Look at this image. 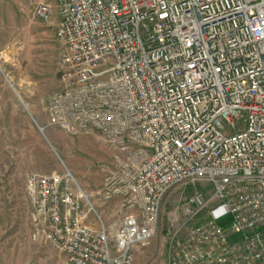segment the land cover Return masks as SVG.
<instances>
[{
    "label": "built area",
    "instance_id": "1",
    "mask_svg": "<svg viewBox=\"0 0 264 264\" xmlns=\"http://www.w3.org/2000/svg\"><path fill=\"white\" fill-rule=\"evenodd\" d=\"M57 3L64 84L48 123L109 141L99 196L120 220L94 228L64 176L30 173L36 233L66 264H134L177 190L165 264H264V0Z\"/></svg>",
    "mask_w": 264,
    "mask_h": 264
},
{
    "label": "rangeland",
    "instance_id": "2",
    "mask_svg": "<svg viewBox=\"0 0 264 264\" xmlns=\"http://www.w3.org/2000/svg\"><path fill=\"white\" fill-rule=\"evenodd\" d=\"M39 2L51 5L48 20L34 15ZM59 20L57 0H0V264H66L65 254L36 233L30 173L69 178L94 228L107 226L113 235L120 220L117 202L99 196L113 160L109 141L99 132L73 135L48 123L49 97L64 84ZM186 199L177 190L166 195L160 231L138 248L134 264H165L166 234Z\"/></svg>",
    "mask_w": 264,
    "mask_h": 264
},
{
    "label": "bare ground",
    "instance_id": "3",
    "mask_svg": "<svg viewBox=\"0 0 264 264\" xmlns=\"http://www.w3.org/2000/svg\"><path fill=\"white\" fill-rule=\"evenodd\" d=\"M66 176V175H65ZM67 177V176H66ZM69 180V178H67Z\"/></svg>",
    "mask_w": 264,
    "mask_h": 264
},
{
    "label": "clouds",
    "instance_id": "4",
    "mask_svg": "<svg viewBox=\"0 0 264 264\" xmlns=\"http://www.w3.org/2000/svg\"><path fill=\"white\" fill-rule=\"evenodd\" d=\"M121 243L123 244V241Z\"/></svg>",
    "mask_w": 264,
    "mask_h": 264
}]
</instances>
